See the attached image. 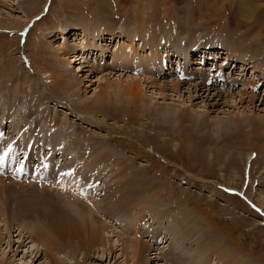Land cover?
Instances as JSON below:
<instances>
[{"label":"rangeland","instance_id":"1","mask_svg":"<svg viewBox=\"0 0 264 264\" xmlns=\"http://www.w3.org/2000/svg\"><path fill=\"white\" fill-rule=\"evenodd\" d=\"M242 37L260 70L200 52ZM0 110V264H264V0H0ZM75 180L103 209L75 204L100 224L88 256L48 245L89 228L51 191Z\"/></svg>","mask_w":264,"mask_h":264},{"label":"bare ground","instance_id":"2","mask_svg":"<svg viewBox=\"0 0 264 264\" xmlns=\"http://www.w3.org/2000/svg\"><path fill=\"white\" fill-rule=\"evenodd\" d=\"M3 28H6V26H4ZM112 34L113 33H111V36H112ZM104 35V34H103ZM244 36H246V35H244ZM175 40L177 41V40H180L179 39V36L176 34L175 35ZM248 37V36H247ZM247 37H242L243 39H239V40H237V42H238V44L240 45V47L239 48H237V47H234L233 45L231 46V47H226L225 45H221L220 43H213V44H209V45H207V46H205V45H202V50H200V52H204L205 53V51H209V52H206V53H208L209 54V56L208 57H210V54H212V56H219V54H223L224 52H226V53H228V51L231 53V54H234V52H237L236 53V55L234 54V56L235 57H233V60H240L243 64H246L247 65V67L248 68H253L255 71L256 70H260L259 69V66L258 65H256L255 63H257L254 59L257 57V54H258V52H260V51H258L254 46H252V50L251 51H249L250 49H248L247 50V45H251L252 43L250 42L249 44H244V42L243 41H245L246 39H247ZM253 37L251 36V39H252ZM104 40V38H103V36L101 37L100 35H99V38H98V40ZM112 39H114L113 37H112ZM111 39V40H112ZM250 39V38H249ZM253 40V39H252ZM233 41H234V39H233ZM232 41V44H234L235 42H233ZM180 42V41H179ZM178 42V43H179ZM249 42V41H248ZM255 43V42H254ZM96 44V46L97 45H99L98 44V42H96L95 43ZM86 46V45H85ZM85 46H83L82 48H85ZM61 48H65V47H60V50H61ZM97 49H98V47H97ZM60 50H58V51H60ZM66 50V49H65ZM168 50H169V48L168 47H164V53H163V55H160L159 53H157L155 56H154V59H153V61H152V64H153V66H156V68H157V71L158 72H162V70L165 68V67H163V64H164V66H166V62H165V60H161V58L163 57V56H165V55H167L168 56ZM186 50V49H185ZM228 50V51H227ZM183 51V50H182ZM65 52V51H64ZM59 53V52H58ZM75 53H77V52H75ZM57 54V53H56ZM77 54H79V53H77ZM128 53H126V52H123L121 55H127ZM180 53H177V54H174V56H176V55H178V58H181V54L179 55ZM197 54V53H196ZM73 55H76V54H73ZM81 56H83V54L81 55V54H79L78 56H77V58L78 57H81ZM87 56V55H86ZM167 56H165V57H167ZM126 57H128V55L126 56ZM208 57H207V59H208ZM173 58L174 57H170V58H168V60H171V61H173ZM128 59V58H127ZM158 60H160L159 61V63H158ZM128 61V60H127ZM126 61V62H127ZM176 61H177V59H176ZM180 61H181V59L179 60V64H180ZM169 62V61H168ZM125 63V62H124ZM163 63V64H162ZM247 67H244V72H245V69L247 68ZM199 68H201L200 66H197L196 67V69H199ZM263 69V68H262ZM160 75V74H159ZM199 77V81L196 83V85H195V87H196V89L199 91V92H202L203 90H204V87H205V85L207 84V83H209V82H211L212 80H210V77L207 75V76H198ZM196 82V81H195ZM143 85V84H142ZM142 85H138L136 88H134L133 89V91L128 87V86H119V90H121V93H123L122 95H126V97H127V99H130V100H132V101H136L137 102V99L139 98L138 96H139V94H140V92H141V87H142ZM203 86V87H202ZM115 88H113V90H114ZM118 90V91H119ZM114 92H115V90H114ZM117 92V91H116ZM104 93H105V91H104ZM118 93V92H117ZM120 93V92H119ZM199 94V93H198ZM104 95V94H103ZM102 95V96H103ZM112 95V94H111ZM110 94H109V97L108 98H112V96H111ZM113 96H115V94L113 95ZM125 97V96H124ZM107 98V97H106ZM119 98V97H118ZM113 99V98H112ZM110 100V99H109ZM115 101V100H114ZM0 112H1V110H0ZM196 120H197V118H196ZM14 122V121H13ZM198 122V121H197ZM1 124V123H0ZM11 124H12V122H11ZM20 124V123H19ZM60 125V124H59ZM59 125L57 126V129H58V127H59ZM64 126V125H63ZM15 128V127H14ZM61 129V128H60ZM24 131V130H23ZM61 131H63L64 133H65V131L64 130H61ZM19 132V131H18ZM25 132V131H24ZM50 134V133H49ZM53 134H54V132H53ZM64 135V134H63ZM32 135H30L29 137H31ZM44 136V135H43ZM48 136H50V135H48ZM49 138H51V136L49 137ZM42 139H45V137L43 138L42 137ZM28 140H29V138H28ZM30 140H32L31 138H30ZM34 141V140H33ZM44 141V140H43ZM52 142V141H51ZM67 142H63V144H66ZM35 144V143H34ZM44 144H46V142L44 143ZM42 145V144H41ZM49 145H52V143H50L49 142ZM74 146V145H73ZM76 146V145H75ZM75 146H74V148H75ZM77 146H79V145H77ZM81 146V145H80ZM42 147V146H41ZM49 147V146H48ZM106 147V146H105ZM58 148H59V146H58ZM57 148V149H58ZM85 148V147H84ZM86 148H89L88 146L86 147ZM92 148H94L93 146L92 147H90V149H92ZM83 149V148H82ZM95 150H96V148H94ZM58 150H61V153H63V156H66V158H68V160H71V159H73L76 163H82V161H83V159H81L82 157H84V156H79V154L78 153H76V151H77V148H75V149H71V148H66V145L64 146H60V148L58 149ZM85 150H87V149H85ZM79 151V150H78ZM77 151V152H78ZM84 151V150H83ZM98 151V150H97ZM40 152V151H39ZM87 151H85V153H86ZM60 153V152H59ZM80 153V152H79ZM96 153V152H95ZM47 154V153H46ZM88 154V153H87ZM111 154V153H110ZM86 155V154H85ZM113 155V154H112ZM88 156V155H87ZM99 156V155H98ZM113 156H115V155H113ZM92 157V156H91ZM51 161H50V160ZM49 161L50 162H55L54 161V159H56V157L55 156H50L49 157ZM63 159V158H62ZM98 159V158H97ZM115 159V158H114ZM67 160V161H68ZM73 160H71V161H73ZM79 160V161H78ZM92 160V159H91ZM106 161L108 160V159H105ZM78 161V162H77ZM109 161H110V159H109ZM89 164H91V162L89 163ZM89 164H87V165H89ZM116 164H118V163H116ZM72 165V164H71ZM91 165H93V164H91ZM61 166V165H60ZM95 166V165H94ZM93 166V167H94ZM77 167H78V165H77ZM83 167H84V165H82V167L80 166V170L78 169V171H77V173L79 172V174L81 173V171H82V169H83ZM92 167V166H91ZM118 167V166H117ZM66 168H67V166H66ZM126 168V167H125ZM125 168H123V170L125 169ZM76 169V168H75ZM116 169V168H115ZM85 170V169H84ZM91 170V169H90ZM114 171V170H113ZM68 172V171H67ZM72 172V171H71ZM117 172V171H116ZM124 172V171H123ZM132 172V171H131ZM110 173V172H109ZM113 173V172H112ZM86 174H88V170H86ZM125 174V173H124ZM71 175V174H70ZM81 175V174H80ZM122 175V174H121ZM128 175H129V173H128ZM113 176V175H112ZM125 176H127L126 174H125ZM117 177V176H116ZM124 176H122V178H123ZM114 178V177H113ZM126 178V177H125ZM81 179V178H80ZM2 180V179H1ZM0 180V181H1ZM119 180V179H118ZM123 180H124V178H123ZM130 180V179H129ZM76 182H74V183H70L69 185H66L65 187H63V189L61 190H57V189H55V190H51L53 193H54V195H59V196H61L63 199H61V201L62 202H66V204H69L70 205V207L72 208V210H73V213L74 214H71L70 212L68 213L69 215H66V216H69V219H68V222H72L73 221V223H75V222H77V223H81L82 225H84V226H86V224H88L89 225V228L88 229H86V230H84V231H82V232H84L83 234H82V232L81 233H79V229H80V231L81 230H83V228H81L80 227V225L78 226L76 223V227H70V232L68 233V235L66 236V235H63V234H61L60 232H54V234H53V236L51 237V235L49 236V240H48V242H49V247L51 248V249H55V250H59V249H61L62 247H73L74 248V252L73 253H75L76 251H77V249H78V247L80 246V238H88V242H89V244H88V249H87V252H85V256H88L89 254H90V252H92V250L95 248V247H97V246H99L97 243H98V239L100 238V224H98V225H95L94 223H95V221H93L94 219L92 218V216L91 215H89V214H92L93 213V211H95V210H93V208L94 207H96L97 209H98V212H100L101 210H103L101 207H102V204H101V202L100 201H97L96 202V200H97V198H95L94 197V194L93 193H91L90 194V196H87L86 195V199H83V201L82 202H84V204H82V203H79L80 201H77V199H79L80 200V198H81V195H80V198L78 197V195H76V190H77V188L76 187H74V186H79V188H80V186H81V183H80V180H75ZM82 181H83V179H82ZM81 181V182H82ZM126 182H127V180H126ZM125 182V183H126ZM130 182H132V181H130ZM134 182V181H133ZM124 183V184H125ZM127 183H129V181L127 182ZM12 184V183H11ZM18 184V182H16V183H14V185H17ZM119 184V183H118ZM122 184V183H121ZM34 186H37V185H34ZM41 186H44V185H41ZM125 186V185H124ZM66 187H68L69 188V190H73V193L71 192V191H69V192H71V193H68V194H70V196H73L72 198H73V200H68L67 201V196H64L63 195V193H64V191H66L67 190V188ZM55 188V187H54ZM129 188V187H128ZM127 188V189H128ZM45 190H47L46 189V187L44 188ZM140 189V188H139ZM143 189V188H142ZM3 190V188L1 189V191ZM78 191V190H77ZM81 191V190H80ZM139 191V190H138ZM67 192V191H66ZM124 193V192H123ZM65 195H67V194H65ZM92 195V196H91ZM125 196V195H124ZM70 198V197H69ZM74 198H77V199H74ZM95 198V199H94ZM82 199V198H81ZM110 199V198H109ZM120 199V198H119ZM118 199V200H119ZM122 199H123V197H122ZM121 199V200H122ZM143 199H145V197H143ZM120 201V200H119ZM123 201V200H122ZM0 202H1V200H0ZM85 202H87V203H85ZM110 202V201H109ZM140 202V201H139ZM115 203V202H114ZM78 205V206H82V208H84V207H86V208H89V209H85V210H90V209H92L93 211H90V212H85L84 214L83 213H79V211L78 210H76V209H79V207L78 206H76V205ZM86 204H89V205H92V207H90L89 205H86ZM141 204V203H140ZM24 205V204H23ZM22 205V206H23ZM112 207L114 206L115 207V205H113V204H110ZM110 205L107 207V209H104V211H102L101 213H106V212H108L109 211V209H111L110 208ZM121 206H123V208L124 207H126V209H128L129 207H128V205L127 204H125V202L124 203H122V204H120ZM119 205V206H120ZM137 205V204H136ZM141 206H143V205H141ZM135 208V207H134ZM142 208V207H141ZM126 209L124 210L125 211V213H126ZM81 210V212H84L82 209H80ZM107 210V211H106ZM138 210H139V207H138ZM140 210H143V208L142 209H140ZM0 211H1V209H0ZM132 212V211H131ZM130 212V213H131ZM89 213V214H88ZM111 213H113L112 211H111ZM87 214V215H86ZM96 214V213H95ZM65 215V214H64ZM0 216H1V213H0ZM70 216L72 217V218H70ZM76 216H78V217H76ZM120 218V217H119ZM75 221H74V220ZM125 220V219H124ZM126 222V221H125ZM182 222V221H181ZM184 223V222H183ZM62 224H63V222L62 221H60L59 223H58V226L59 227H61L62 226ZM123 224H124V222H123ZM182 224V223H181ZM73 225V224H72ZM180 225V224H179ZM104 226H107L106 224L104 225ZM134 226H136L137 227V229H138V225H134ZM183 226V225H182ZM181 228V227H180ZM85 229V228H84ZM136 229V230H137ZM32 230V229H31ZM136 230H135V232H136ZM140 231V228L138 229V232ZM66 232V231H65ZM67 234V233H66ZM77 234H80L81 235V237H79V236H77ZM103 235V234H102ZM105 235V234H104ZM47 236V235H46ZM58 240H60V242L58 241ZM136 241L137 242H139V240L136 238ZM137 242H133V243H136V250H134V253L137 255V256H139V253H140V248H139V246H138V243ZM20 243H24L22 240L20 241ZM45 245H46V248H47V241L45 242ZM24 246V245H23ZM71 249V248H70ZM34 257H36V255L34 256ZM86 258V257H85ZM189 260H190V258H189ZM188 260V261H189ZM31 261H33V260H31ZM1 262H2V264H4V262H3V260H1ZM83 263V262H82ZM60 264H65V262H62V261H60ZM81 264V263H80Z\"/></svg>","mask_w":264,"mask_h":264}]
</instances>
